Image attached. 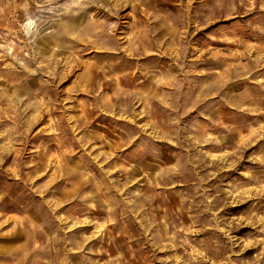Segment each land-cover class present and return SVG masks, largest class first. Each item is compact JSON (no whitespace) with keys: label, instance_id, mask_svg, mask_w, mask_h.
I'll list each match as a JSON object with an SVG mask.
<instances>
[{"label":"rangeland","instance_id":"rangeland-1","mask_svg":"<svg viewBox=\"0 0 264 264\" xmlns=\"http://www.w3.org/2000/svg\"><path fill=\"white\" fill-rule=\"evenodd\" d=\"M0 264H264V0H0Z\"/></svg>","mask_w":264,"mask_h":264}]
</instances>
